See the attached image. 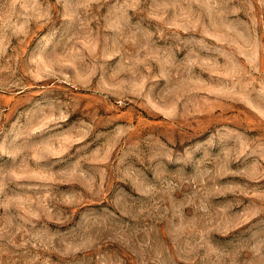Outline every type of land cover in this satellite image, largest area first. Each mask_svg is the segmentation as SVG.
Segmentation results:
<instances>
[{
  "label": "rangeland",
  "instance_id": "obj_1",
  "mask_svg": "<svg viewBox=\"0 0 264 264\" xmlns=\"http://www.w3.org/2000/svg\"><path fill=\"white\" fill-rule=\"evenodd\" d=\"M0 264H264V0H0Z\"/></svg>",
  "mask_w": 264,
  "mask_h": 264
}]
</instances>
